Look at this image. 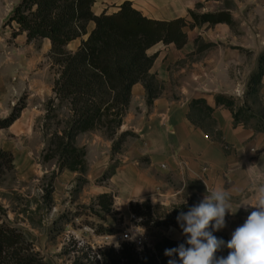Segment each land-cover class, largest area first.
<instances>
[{
  "label": "crops",
  "instance_id": "1",
  "mask_svg": "<svg viewBox=\"0 0 264 264\" xmlns=\"http://www.w3.org/2000/svg\"><path fill=\"white\" fill-rule=\"evenodd\" d=\"M124 1L96 0L94 11L96 14L105 10L113 13ZM130 1L145 15L160 20L178 17L191 20L190 10L201 7L203 13L229 11L237 25V12L245 10L251 15L257 12L256 15L263 16L260 26L264 27V0ZM90 25L94 28L95 24L92 22ZM215 26L231 27L227 23ZM188 36L184 48L180 49L174 43H159L149 50V54L157 55L152 73L163 89L159 97L149 104L144 84L134 86L119 134L132 131L135 136H129L119 152L113 154L114 140L106 138L103 132L90 131L77 137L78 146L86 147L88 169L85 173L68 168L57 171L52 196L54 211H63L65 205L96 202L104 193L114 195V208L121 214L129 211L132 202L151 200L153 203V196L157 204L172 208L193 197L202 201L207 188L211 191L220 187L232 191L233 211L240 203L253 202L257 187L264 185V131L243 121L237 123L232 109L217 104V95L228 93L226 84L218 77L224 69L218 72L216 66L219 64L210 65L208 56L189 62L191 54L194 53L195 57L201 54L194 46L198 35L188 33ZM43 39L44 52L34 54L30 47L23 60L24 68H9L8 74L0 77V118L10 116L22 100L24 103L18 119L10 127L3 128L17 139L31 136L34 122L47 112L46 99L55 98L52 63L43 68L36 65L45 59L46 54H51V40ZM82 41L70 52H76ZM195 99H205L213 108L210 117L193 109ZM226 145L230 148H225ZM6 150L14 153L17 169L23 155L26 161L33 162L32 151L21 152L16 147ZM113 163H116L115 172L100 182ZM77 177H83L85 183L71 198L70 190ZM254 210L251 206L247 210L241 206L234 215L226 214L225 227L220 232L231 239L234 230L243 225ZM182 238L178 231L177 240Z\"/></svg>",
  "mask_w": 264,
  "mask_h": 264
},
{
  "label": "trees",
  "instance_id": "2",
  "mask_svg": "<svg viewBox=\"0 0 264 264\" xmlns=\"http://www.w3.org/2000/svg\"><path fill=\"white\" fill-rule=\"evenodd\" d=\"M95 3L96 0H22L9 18V21L18 25L15 36L26 33L28 41L48 38L52 42V56L54 64L59 67L60 76L55 81V98L51 99L50 104L53 105L55 100L66 102L71 115L67 127L55 136L54 149L59 157L60 170L68 168L83 173L87 171V150L76 145V139L82 133L102 130L114 140L113 154L120 151L129 136H135L132 131L119 134L134 86L144 84L149 104L159 97L163 89V85L152 73L157 55L149 54L151 48L159 43H174L178 48H184L189 37L187 28L218 23H227L232 28L236 25L229 11L199 13L190 10L191 20L187 17L160 20L145 15L130 0L124 1L113 13L105 10L96 14ZM92 22L95 25L89 32L88 26ZM84 35H88V38L82 41L76 52L66 49L69 43ZM263 78L264 53L259 59L258 70L250 77L249 88L252 92L260 91ZM216 100L217 104L232 109L237 123L242 121L244 109L236 110L233 98L219 94ZM192 107L197 113L200 111L209 117L213 111L205 99H195ZM21 110V106L16 107L10 116L0 118V128L10 127L18 119ZM255 128L264 131V127L258 124H255ZM51 157L54 154L47 156ZM13 161L12 154L0 149V174H3L6 167L12 169ZM115 169L116 164L106 172L103 179L110 177ZM47 197L50 198V194ZM200 202L197 197H193L172 208L154 205L151 200L132 202L131 210L142 219L143 225L173 227L181 232L183 238L175 240L163 236L142 250H138L134 243L125 241L120 247L111 246L97 251L89 248L74 264H168L172 257L166 256L165 250L178 247L186 240L177 216ZM114 203V195L104 193L93 205L99 206L101 212L110 214L115 212ZM161 208L164 212H160ZM209 231H212L211 226ZM97 233L111 232L109 228H100ZM213 235L225 243L230 240L220 230L213 231ZM229 251L223 247L216 256L226 257ZM175 259L179 264V257ZM0 264L48 263L34 250L33 243L22 232L1 224Z\"/></svg>",
  "mask_w": 264,
  "mask_h": 264
},
{
  "label": "rangeland",
  "instance_id": "3",
  "mask_svg": "<svg viewBox=\"0 0 264 264\" xmlns=\"http://www.w3.org/2000/svg\"><path fill=\"white\" fill-rule=\"evenodd\" d=\"M21 2L22 0H0V77L8 74L9 68H12L11 70L24 68L23 60L28 56L27 51L30 47L34 50V54L45 50L43 38L28 41L26 33L14 35L19 28L17 23L9 21V18L14 8ZM196 11L203 13L201 7ZM256 13L252 12L251 15L245 10L237 12L238 23L234 28L224 29L209 24L195 29L187 28V32L191 35H198L199 38L195 39L194 46L196 52L201 54L196 57L194 53L191 54L188 61H200L201 57L208 56L210 65L219 64L216 66L218 72L222 69L224 71H221L218 77H221L226 84L228 90L226 95L234 99L236 110L244 109L242 121L246 125L255 127V124H258L264 127V81L258 93L252 92L249 88L250 77L258 70L259 59L264 53V27L260 26L263 23L261 20L263 16ZM92 30V25H89L88 31ZM86 36L78 38L70 46L69 43L66 49L73 51ZM50 62L56 81L60 73L59 67L54 64L52 50L51 54H46L45 59L36 65L43 68L50 65ZM222 73L224 75H221ZM51 99H46L44 105L47 112L34 122L31 136L17 139L8 129H0V149L9 152L13 157L12 150L8 151L6 148L16 147L21 152L26 150L33 152V162L26 161V156L23 155L18 165L20 168L17 169L14 158L13 168L6 167L3 169V174H0V225L4 224L8 228L22 232L27 240L33 243L34 250L48 264H74L89 248L97 251L111 246L120 247L127 237L135 242L142 240L151 245L163 236L177 240V229L171 231L170 228L155 225L147 227L142 224V219L132 212L131 206L129 211L123 214L116 209L114 213H103L98 206L93 205L94 202L65 205L63 211L53 210L52 196L55 191L57 171H62L59 157L54 149L55 136L61 134L67 127L71 115L66 102L55 100L52 105ZM19 104L23 106V100ZM43 109L41 107V111ZM97 132L103 131L97 130ZM103 134L109 138L104 132ZM78 143L76 139L77 147H79ZM49 154H54V157L47 158ZM103 177L100 182L103 181ZM84 183L83 177L75 179L70 190L71 198ZM49 194L50 198L47 197ZM160 212L164 210L161 208ZM100 228H109L111 233L99 234L97 230ZM81 260L87 261V259Z\"/></svg>",
  "mask_w": 264,
  "mask_h": 264
},
{
  "label": "clouds",
  "instance_id": "4",
  "mask_svg": "<svg viewBox=\"0 0 264 264\" xmlns=\"http://www.w3.org/2000/svg\"><path fill=\"white\" fill-rule=\"evenodd\" d=\"M153 203H156L154 196ZM241 206L255 210L234 230L231 239L225 243L214 236L213 231L225 227L226 214L234 215ZM177 222L186 240L165 250V255L172 257L168 264H177L176 256L179 264H264V185L257 187L252 203H240L235 211L230 189L220 187L209 191L207 188L204 199L186 213L181 212ZM223 247L230 250L228 255L217 257L216 253Z\"/></svg>",
  "mask_w": 264,
  "mask_h": 264
},
{
  "label": "built area",
  "instance_id": "5",
  "mask_svg": "<svg viewBox=\"0 0 264 264\" xmlns=\"http://www.w3.org/2000/svg\"><path fill=\"white\" fill-rule=\"evenodd\" d=\"M225 148L229 149L230 146L226 145ZM252 150H253L254 152H256V150H255L254 148H253ZM171 228H173V227H171ZM124 241H125V242H132V243H134V244L136 245V247L138 248V250H142V249H144L146 245H147V246H151V244L146 243V242H143L142 240L135 242V241L131 240L129 237H127ZM124 241H123V242H124ZM116 247H117V246H116Z\"/></svg>",
  "mask_w": 264,
  "mask_h": 264
}]
</instances>
